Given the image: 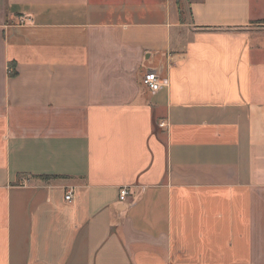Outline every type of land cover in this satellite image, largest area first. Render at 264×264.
<instances>
[{
    "label": "crops",
    "instance_id": "obj_1",
    "mask_svg": "<svg viewBox=\"0 0 264 264\" xmlns=\"http://www.w3.org/2000/svg\"><path fill=\"white\" fill-rule=\"evenodd\" d=\"M183 2L0 0V264H264V0Z\"/></svg>",
    "mask_w": 264,
    "mask_h": 264
},
{
    "label": "built area",
    "instance_id": "obj_2",
    "mask_svg": "<svg viewBox=\"0 0 264 264\" xmlns=\"http://www.w3.org/2000/svg\"><path fill=\"white\" fill-rule=\"evenodd\" d=\"M164 82L165 81L161 79L160 75L154 70L147 71L142 77L143 85L147 87L151 92H156L157 90H159ZM128 195H129V189L127 187L121 188L120 200L125 201ZM65 198L66 200L71 201L74 198V190L69 189L67 191Z\"/></svg>",
    "mask_w": 264,
    "mask_h": 264
},
{
    "label": "trees",
    "instance_id": "obj_3",
    "mask_svg": "<svg viewBox=\"0 0 264 264\" xmlns=\"http://www.w3.org/2000/svg\"><path fill=\"white\" fill-rule=\"evenodd\" d=\"M178 6H179L180 20L184 23L187 18H186L185 3L183 2V0H178ZM15 74H16V71L15 69H13V71H11V75H15Z\"/></svg>",
    "mask_w": 264,
    "mask_h": 264
},
{
    "label": "rangeland",
    "instance_id": "obj_4",
    "mask_svg": "<svg viewBox=\"0 0 264 264\" xmlns=\"http://www.w3.org/2000/svg\"><path fill=\"white\" fill-rule=\"evenodd\" d=\"M186 14H187V12H186ZM254 24H253V26H258L256 23H264V20H260V21H255V22H253Z\"/></svg>",
    "mask_w": 264,
    "mask_h": 264
}]
</instances>
